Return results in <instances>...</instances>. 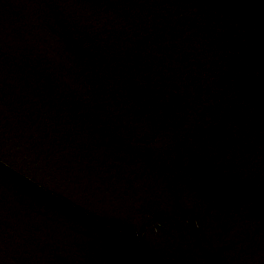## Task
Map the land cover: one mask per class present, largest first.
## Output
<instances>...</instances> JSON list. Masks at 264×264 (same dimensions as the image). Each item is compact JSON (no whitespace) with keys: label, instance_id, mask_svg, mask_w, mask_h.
I'll list each match as a JSON object with an SVG mask.
<instances>
[{"label":"water","instance_id":"1","mask_svg":"<svg viewBox=\"0 0 264 264\" xmlns=\"http://www.w3.org/2000/svg\"><path fill=\"white\" fill-rule=\"evenodd\" d=\"M0 264H264V0H0Z\"/></svg>","mask_w":264,"mask_h":264}]
</instances>
